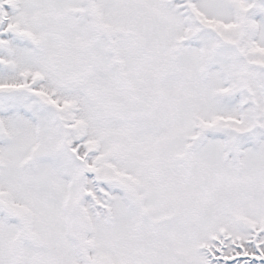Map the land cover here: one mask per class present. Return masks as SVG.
Instances as JSON below:
<instances>
[{"label":"snow or ice","instance_id":"1","mask_svg":"<svg viewBox=\"0 0 264 264\" xmlns=\"http://www.w3.org/2000/svg\"><path fill=\"white\" fill-rule=\"evenodd\" d=\"M0 264H264V0H0Z\"/></svg>","mask_w":264,"mask_h":264}]
</instances>
